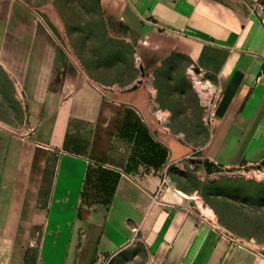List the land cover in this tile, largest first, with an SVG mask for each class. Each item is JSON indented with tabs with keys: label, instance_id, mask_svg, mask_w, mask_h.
Returning <instances> with one entry per match:
<instances>
[{
	"label": "crops",
	"instance_id": "1",
	"mask_svg": "<svg viewBox=\"0 0 264 264\" xmlns=\"http://www.w3.org/2000/svg\"><path fill=\"white\" fill-rule=\"evenodd\" d=\"M75 1L0 0V264H107L135 237L146 264H264L169 185L166 169L185 151L156 133L148 94L127 90L137 63L123 73L122 54H104L115 77L88 78L54 33L100 27L119 48L160 33L178 39L201 83L218 91L205 157L245 168L264 160L258 0H80L98 18L81 24L60 8Z\"/></svg>",
	"mask_w": 264,
	"mask_h": 264
},
{
	"label": "rangeland",
	"instance_id": "2",
	"mask_svg": "<svg viewBox=\"0 0 264 264\" xmlns=\"http://www.w3.org/2000/svg\"><path fill=\"white\" fill-rule=\"evenodd\" d=\"M28 8L45 21L49 19L45 7L43 10H39L41 7ZM60 8L65 9V19L71 16L78 24L84 19H98L94 12L88 11L94 7L81 4L80 0L70 2V7ZM74 30L77 31L75 38ZM102 30L97 27V33L101 34L93 35L89 28L83 34V28L54 29L59 51L69 67L85 72L90 75L88 78L110 80L116 72L114 67L104 66V54L121 53L122 59L117 60V65H122L123 73L130 72V63H137V76L133 66V74L123 77L126 82L132 80L127 90L138 89L148 94V111L154 116L156 133L170 134L172 142L185 151L181 159L166 169L169 185L182 191L181 201L201 213L220 234L264 258V160L233 169L213 164L209 171L206 170L202 161L209 160L204 151L209 140L210 117L203 105L207 98L201 96L216 93L211 86L201 88L199 85L205 84L196 83L200 79L190 67L185 46L178 39L160 33L154 39L141 37L139 42L123 43L119 48V44L109 38L104 42ZM200 206L210 208L212 216L205 214ZM147 257L143 244L135 237L125 251L107 264H146Z\"/></svg>",
	"mask_w": 264,
	"mask_h": 264
},
{
	"label": "built area",
	"instance_id": "3",
	"mask_svg": "<svg viewBox=\"0 0 264 264\" xmlns=\"http://www.w3.org/2000/svg\"><path fill=\"white\" fill-rule=\"evenodd\" d=\"M253 9L254 10H263L264 9V0H258V1H256L254 4H253ZM198 85L199 84H202L201 83V80H199V81H197L196 82ZM201 88H207V86L206 85H199ZM205 86V87H204ZM214 91H215V93H216V95H214V94H212V95H210V96H204V95H202L201 96V98H207V99H205V101H204V106L206 107V109H207V111L209 112V117H211V113H212V110H213V107H214V104H215V102H216V99H217V95H218V91L217 90H215L214 89ZM215 97V98H214Z\"/></svg>",
	"mask_w": 264,
	"mask_h": 264
},
{
	"label": "trees",
	"instance_id": "4",
	"mask_svg": "<svg viewBox=\"0 0 264 264\" xmlns=\"http://www.w3.org/2000/svg\"><path fill=\"white\" fill-rule=\"evenodd\" d=\"M137 138H138V142H144V139H143V136H142V134H141V132L139 131L138 132V135H137ZM158 144L157 143H155V146H154V149L155 148H158ZM150 149H151V147H149ZM149 149V150H150ZM153 156H154V158L156 159V161H160V160H162V156L161 155H159V153H158V151H156L154 154H153Z\"/></svg>",
	"mask_w": 264,
	"mask_h": 264
},
{
	"label": "water",
	"instance_id": "5",
	"mask_svg": "<svg viewBox=\"0 0 264 264\" xmlns=\"http://www.w3.org/2000/svg\"><path fill=\"white\" fill-rule=\"evenodd\" d=\"M196 161L198 162L200 160H196ZM202 163L205 165L207 171H209L214 166L213 163L207 159L203 160Z\"/></svg>",
	"mask_w": 264,
	"mask_h": 264
},
{
	"label": "bare ground",
	"instance_id": "6",
	"mask_svg": "<svg viewBox=\"0 0 264 264\" xmlns=\"http://www.w3.org/2000/svg\"><path fill=\"white\" fill-rule=\"evenodd\" d=\"M198 197V196H197ZM200 208L203 210V212L205 213V214H207L208 216H212V210L210 209V208H208V207H202V206H200Z\"/></svg>",
	"mask_w": 264,
	"mask_h": 264
}]
</instances>
